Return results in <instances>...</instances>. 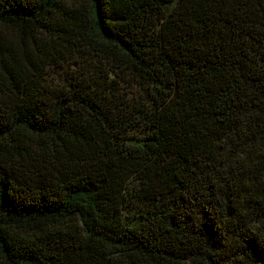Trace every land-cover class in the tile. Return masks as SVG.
<instances>
[{"label": "trees", "instance_id": "trees-1", "mask_svg": "<svg viewBox=\"0 0 264 264\" xmlns=\"http://www.w3.org/2000/svg\"><path fill=\"white\" fill-rule=\"evenodd\" d=\"M0 264H264V0H0Z\"/></svg>", "mask_w": 264, "mask_h": 264}, {"label": "rangeland", "instance_id": "rangeland-1", "mask_svg": "<svg viewBox=\"0 0 264 264\" xmlns=\"http://www.w3.org/2000/svg\"><path fill=\"white\" fill-rule=\"evenodd\" d=\"M66 63H67V58L65 60V65H66ZM63 70L64 71H59V70H57L55 68L52 69V70L50 69V77L54 80V82L62 83L64 81H66V80L68 82L69 78H70V75H77V74L81 73L80 72V68H76L75 66H72L70 68L65 67ZM81 79H82V77L80 76L75 81L76 82H81ZM83 79H84L83 85H85V83L88 82V81L85 79V77H83ZM132 95H133V93H129V96H128L129 97V101H131L133 99Z\"/></svg>", "mask_w": 264, "mask_h": 264}]
</instances>
